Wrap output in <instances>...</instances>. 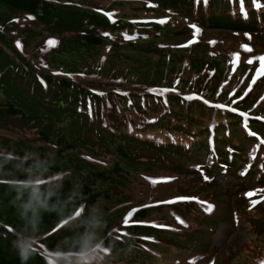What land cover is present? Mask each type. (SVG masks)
<instances>
[{"label":"rangeland","instance_id":"374dc122","mask_svg":"<svg viewBox=\"0 0 264 264\" xmlns=\"http://www.w3.org/2000/svg\"><path fill=\"white\" fill-rule=\"evenodd\" d=\"M61 1L65 3L79 0ZM84 1L108 8L118 14L119 18L137 17L142 20L161 21L165 25L163 31H181L182 34L167 35L158 40L160 49L150 43H139L135 48L128 47V43H105L100 49L92 47L89 50L82 44V37L71 36L63 39L58 32L48 35L51 27L42 24L36 19V15L10 11L0 4V44L4 45L0 55V89L4 91L0 99V219L10 222H7V226L0 224V246L10 254L20 255V248L15 243L17 238H32L36 243L34 249L38 252L44 251L51 255L50 250L62 247L68 256L76 254L80 247L77 231L84 226V203L77 207H56L50 201L63 176L67 174L53 171L68 168L70 173L65 177L72 180L74 195L80 196L84 184H88L98 193V201L90 206V213L92 219L100 218L102 221L100 228L93 231H97L104 246L106 247L112 236L127 235L129 239L128 245L132 251L117 250L116 254H111L114 262L99 261L98 264H241L242 260L247 264H264V221L254 219L260 214L264 217V191H261L264 190V75L258 73L260 60L253 59L264 56V31L244 33L223 28H193L189 25L194 24L174 15L173 11L150 4L146 0ZM10 21H13L12 25L5 29V24ZM28 29H31L29 34L26 33ZM17 41L21 47H17ZM49 41H55V44L50 46ZM245 45L251 51L242 47ZM57 50L59 51L54 54ZM18 53L25 55V59L20 58ZM83 59H86V65L98 63V70L83 72L73 68ZM28 63L35 66L37 77L51 73L55 77H70V80L75 79L84 86L98 82V87L107 88L115 83L138 89L164 87L168 93L179 91L198 95L210 111L231 112L235 109L229 135L238 136L241 148L246 150V154L241 153L240 157L242 163L253 169L251 178L246 175L244 178L238 177L236 170V181L225 174H218L214 175V181L221 185L204 182L194 170L184 171L172 167L168 155H161L156 160L144 156L139 161L134 157H129L126 163L117 161L124 164V171L113 174L114 158L103 152L93 154L89 150H80L81 156L98 162V165H93L78 157L79 148L61 150L57 147L56 140L63 134L67 142L77 138L68 132V122H57L51 127L49 137L53 143L45 142L37 127L31 124L35 120L27 121L13 115L6 105L13 96L12 93L18 92L8 80L9 76L25 81ZM37 77L31 74L28 78ZM95 77H98V81ZM124 90L130 92L127 88ZM104 98L106 97L101 94L98 97L90 95L85 102L96 104ZM117 102L119 103L118 98H114L109 105L111 109L116 108L118 111L113 118L130 111L140 122V125H136L142 131H150L141 128L146 123L140 120L145 112L143 109L138 110L136 100H133L132 105L131 102H124L121 111ZM148 106L156 110L161 107L156 106L155 102ZM171 106L178 109L177 102H172ZM148 112L151 113V109ZM187 117L196 125L198 122L201 130L195 133L204 139L207 133L204 128L207 121H202L204 114H198L195 109V114L188 111ZM247 119L253 123L249 127L252 131H257H254V137L259 143H251L243 133L244 130H249L246 127ZM124 120L134 122L132 117L116 120L115 132L124 129ZM211 124L213 123L209 122L208 125ZM224 136L223 132L221 138ZM203 153L204 151L197 152L194 157L204 161L208 156ZM26 162L33 167L29 168ZM55 166L57 168L53 169ZM102 172L108 177L101 176ZM26 179L41 181L40 192L47 202L46 209H39L36 228L30 222L33 216L31 211L26 216L22 215V205L28 202L31 189L20 192L13 186L15 181ZM237 181H245L247 187L241 188ZM213 184L219 185V188ZM119 187L123 189L117 191ZM193 193H198L199 199L216 206L211 214L215 216L207 217L203 223H213L219 216L221 219L217 228L209 229L208 226L201 229V211L193 203L172 206V201L177 197H188L187 201H191ZM184 200L186 199L180 201ZM159 201L167 202L156 205L158 207H143L147 211L145 219L133 218V210L141 208L145 203ZM254 201L258 202L253 203ZM169 207H174L184 215L183 224L177 221V225L183 227L180 231L165 228L171 227L164 224L166 220L172 222L170 213H177L169 212ZM50 212L62 215L52 226L43 219V215ZM130 212L131 218L128 216ZM126 219L129 220L128 224H125ZM146 219H156L160 223L158 225L164 226L158 231L141 228L154 233L150 235L154 237L152 247L157 255H149L132 248L134 246L131 242L137 241L130 233L129 225H140ZM77 226L79 227L75 228ZM54 231L56 235L48 237ZM195 252H202L204 257L201 260L188 261V255ZM117 258L120 261L115 262Z\"/></svg>","mask_w":264,"mask_h":264},{"label":"trees","instance_id":"16d2710c","mask_svg":"<svg viewBox=\"0 0 264 264\" xmlns=\"http://www.w3.org/2000/svg\"><path fill=\"white\" fill-rule=\"evenodd\" d=\"M148 3H152L155 6H159L163 9L171 10L174 15H179L188 19L192 23L202 25L203 28L212 29H254L253 32L264 31V0H259V6H254V0H245L251 7L247 11V16L242 15L239 11V0H200L199 4L196 0H146ZM0 4L6 6L10 11L17 13H24L29 15H36V19L44 25L51 27V31L48 35H53L58 32L65 37L80 36L82 44L89 50L92 47L102 48L105 43H114L116 45L128 43V47L135 48L134 46L139 43H150L151 45L158 47L157 42H160L161 38L167 35H181L182 32L163 31L164 24L158 22L147 21L138 19L137 17H129L120 19L118 15L114 14L108 8L98 5L97 3H86L84 0L73 1L63 3L61 0H0ZM237 7V8H236ZM236 8V9H235ZM108 11V12H107ZM109 14V16L107 14ZM13 21L5 24L4 28L11 26ZM210 26V27H207ZM262 27V29L260 28ZM31 29H28L26 33H30ZM262 30V31H261ZM35 31H37L35 29ZM0 34L2 31L0 30ZM58 35V34H56ZM131 37V38H127ZM4 45L0 44V55L3 53ZM60 45L59 50L61 49ZM138 49V48H136ZM57 51H54V54ZM138 50L144 51L139 48ZM6 52V51H5ZM18 56L25 59V55L18 53ZM52 61L53 58H52ZM86 59H83L80 63H76L73 67L83 72L92 70H98V63L85 64ZM101 66V65H100ZM20 67V66H19ZM42 72L41 66L37 65ZM13 69V68H12ZM35 66L28 63L27 67V79L20 80L18 77L9 76L8 80L13 83L12 85L18 90L17 93H12L13 96L8 99L6 105L9 111L13 115L20 116L23 119L35 120L31 124L37 127L38 132L42 136L43 140L47 143H53L50 139L49 133H51V127L55 126L57 122H68V132L72 137H77L70 142L66 141L65 135H61L56 140V145L59 149L67 148L68 150L73 148H79L78 157L82 160L90 162L89 164L98 165V162L88 160L79 154L80 150L85 149L91 151L93 154H98V145H101V151L114 158L112 161L113 174L123 172L124 164L128 158H133L137 161L142 157H149L151 160L158 159L161 155L170 156V165L174 168L181 170H194L198 174L202 175L206 173L208 175L215 172H222L229 170L230 179L236 181L235 172L242 166V148L237 138L238 136L227 134V127L229 126L228 120L235 118L233 111H210L209 107L205 103L195 96H185L179 94L180 92L174 91L168 93L164 87L161 88H135L125 87L123 84L115 83L106 86L98 87V82L89 85H83L75 79H69L70 77H55L51 73L43 74L39 77L35 75ZM33 74L37 78H28ZM113 75V74H112ZM82 77V76H81ZM2 77H0V83ZM98 81V77H95ZM43 81L44 83H42ZM46 85V86H45ZM124 88L129 89V93L125 92ZM135 89V91H134ZM4 93L0 89L1 94ZM9 94V93H8ZM101 94L104 99L98 101L96 104H86L85 99L90 95L97 96ZM131 96H134L132 98ZM114 98H118L119 103L117 106L121 111L124 102H131L136 100V107L143 109L146 113L140 120L145 121L144 127L148 131H142L137 125L140 122L130 111H127L117 118H113L114 114H117L116 108L111 109L109 106ZM152 102H155L156 106L160 105L161 108L156 110L149 107ZM172 102H177L178 109H174L171 105ZM189 107V110H187ZM151 109V113L148 110ZM195 109L198 114H204L202 121H207L204 128L209 132V122H212V127L216 129L217 126L223 128L224 137L217 136L220 139V147H217L214 139L216 154L210 159V162L203 165V170L196 165L192 158H177V154L174 149L179 148L181 141L192 143L199 142L198 147L207 146L206 139L197 135L195 132L200 131L199 124L197 125L190 122L187 117L189 111L192 115L195 114ZM35 113V115H30ZM150 114V115H148ZM152 114V115H151ZM132 117L134 122L124 120V129L119 132H115L114 122L116 120L126 119ZM167 118V121H164ZM156 120V121H155ZM151 121L152 123H148ZM155 121V122H153ZM133 124H137L134 125ZM236 121L234 125H236ZM196 125V127H194ZM60 133V132H58ZM237 137V138H236ZM205 141V144H201ZM60 151V150H59ZM30 153H28L29 156ZM177 158V159H176ZM240 159V160H239ZM29 168H32V164L26 162ZM57 166L53 167L56 169ZM53 172H67L70 173V169H56ZM245 171L241 176H248L251 178L252 171ZM65 174V175H67ZM63 176L60 186L55 193L50 197V201L56 207H71L81 206L84 203V217L83 227L78 228L79 237L89 230V222L92 221L90 206H93L98 201V193H96L88 184L83 185L80 196H76L72 192V180ZM101 176L108 177L105 172H102ZM241 176H238L242 178ZM244 178V177H243ZM6 183V182H4ZM237 184L241 188L247 186L245 181H237ZM216 188L219 185L213 184ZM234 184H232L233 186ZM239 187V186H238ZM239 187V188H240ZM123 187H119L117 191L122 190ZM222 190V189H221ZM198 193H193L192 197L197 196ZM83 197V198H82ZM109 197V195H107ZM179 198V197H177ZM175 198L172 202L176 204H195L194 200L180 201L181 199ZM213 200V199H212ZM167 201H159L156 203H145L141 208H138L133 214V218L145 219L147 211L143 208L146 206L158 207L156 205L164 204ZM168 206V205H167ZM198 208V207H197ZM199 209V208H198ZM200 210V209H199ZM171 221L164 223L171 227H165L170 231H180L183 227L177 225V221H185L184 215L176 210L174 207H169ZM62 216V215H61ZM61 216L50 212L43 215V219L46 223L55 224ZM179 218V220H178ZM206 214L201 212V229L206 228L205 222ZM160 220H164L158 217ZM221 218L217 216L213 223L209 224V229L216 228L219 225ZM255 220H263L262 214L254 217ZM5 219H0V224L7 226ZM81 222V223H82ZM156 219H146L140 225H129L130 233L137 242H131L135 250L144 252L147 254L157 255V251L152 247L154 243L150 234H154L150 231H144L141 228H149L151 231H158L160 227ZM81 225V224H80ZM45 234V233H44ZM56 231L52 232L48 237H54ZM148 237L150 239H144ZM108 247L111 248L110 255H106L109 261L114 262L112 253L116 254L120 251H132L129 247L128 236H112ZM114 240V241H113ZM36 243H34L35 246ZM115 244V246H114ZM199 246V243H196ZM59 250H64L62 247H56ZM201 249V247L199 248ZM75 255V254H74ZM73 255V256H74ZM203 256L202 252H195L188 255V261L190 259L200 260ZM50 254L44 251H36L34 249L33 255H30L27 260H21L20 255L10 254L5 248L0 246V264H47L50 259ZM120 261L116 259L115 262ZM106 262V261H105ZM98 264V261L95 262ZM241 264H247L245 260L241 261Z\"/></svg>","mask_w":264,"mask_h":264},{"label":"clouds","instance_id":"9594fccd","mask_svg":"<svg viewBox=\"0 0 264 264\" xmlns=\"http://www.w3.org/2000/svg\"><path fill=\"white\" fill-rule=\"evenodd\" d=\"M107 15L109 16V14ZM147 21L150 20L147 19ZM245 135L246 138L251 142L250 136H248L247 134ZM98 150H100L98 151V153L102 152L101 147H99ZM197 152H201V150L199 149L197 151H194L193 149L192 150L189 149L186 153H181V155L178 156L179 157L181 156L182 158H188L189 156V158L194 159L195 163H198L199 161L198 158L194 157L195 156L194 154H196ZM177 153L178 152H176V154ZM203 154L207 156L206 152H204ZM211 157L212 156L210 154L208 158L211 159ZM205 160L206 158L204 159V161H200V162H205ZM218 174L221 173L217 172V175ZM40 183L41 181L39 179L36 180L26 179V180L15 181L13 184V186L16 187L20 192H22L25 189H31L28 202L22 205V207L24 208V212L22 213V215L26 216L28 211L32 212L33 216L30 222L32 223L33 228H36V218L39 209L47 208V202L43 198L42 193L40 192V188H39ZM215 183L221 185L220 182H215ZM206 217L208 216L206 215ZM101 222L102 221L100 218L93 219L92 221L89 222V230H87L84 233V235L79 238L78 243L80 247L74 256H68V254L65 253L63 250L52 249L50 250L51 255H50V259L47 261V264H95V262L97 261L108 262L110 259L106 258V255L110 253V249L107 245L106 248L104 246L103 241L98 238L97 231H93V229L98 230L100 228ZM131 225H135V224H131ZM15 243L20 248L21 260L22 261L27 260L28 257L34 251V240L32 238L21 239L20 237H18Z\"/></svg>","mask_w":264,"mask_h":264},{"label":"snow or ice","instance_id":"6c2138e0","mask_svg":"<svg viewBox=\"0 0 264 264\" xmlns=\"http://www.w3.org/2000/svg\"><path fill=\"white\" fill-rule=\"evenodd\" d=\"M199 2H200V0H196V3H197V4H199ZM204 3L206 4V3H207V0H204ZM239 3H240L241 13H242V15L247 16V9H246V7H245V0H239ZM254 6H259V0H254ZM192 27L195 28L196 26L193 25ZM197 31H198V29H197ZM246 35H247V34H246ZM127 38H131V37H127ZM249 38H250V37H249ZM16 43H17V47H21L19 41H17ZM48 43H49V45L51 46V45L55 44V41H49ZM242 47H244L246 51H251V48L248 47V46H246V45H245V46H242ZM253 59H258V60H260L261 64H260V68L258 69V73H259L260 75H264V56L255 57V58H253ZM248 62H249V63H252V60H249ZM41 82L44 83L43 81H41ZM253 83H255V80H253ZM45 86H46V85H45ZM249 90H250V89H249ZM262 99H264V97H262ZM217 107H223V105H217ZM233 111H235V109H233ZM261 191H264V190H261ZM249 195H253V193H249ZM177 199H186V198L181 197V198H177ZM257 202H258V201H254L253 203H257ZM169 203H171V202H169ZM208 210H209V211L211 210V206H209V209H208ZM133 211H136V210H133ZM128 216H129V218H131L132 213L130 212V213L128 214ZM178 220H179V218H178ZM128 222H129V220L126 219V220H125V224H128ZM179 222L182 223V224L184 223V221H182V220H179ZM137 223H139V222H137ZM153 226H156V227H164V226H160V225H153ZM144 239H150V238L145 237Z\"/></svg>","mask_w":264,"mask_h":264},{"label":"bare ground","instance_id":"6f19581e","mask_svg":"<svg viewBox=\"0 0 264 264\" xmlns=\"http://www.w3.org/2000/svg\"><path fill=\"white\" fill-rule=\"evenodd\" d=\"M210 132L216 134L215 136H221L224 131H223V128H221L220 126H217L216 129H214V127H211ZM152 238L154 240V237Z\"/></svg>","mask_w":264,"mask_h":264}]
</instances>
